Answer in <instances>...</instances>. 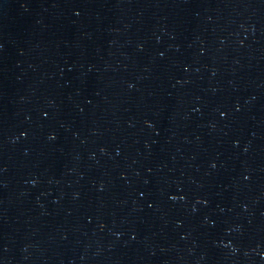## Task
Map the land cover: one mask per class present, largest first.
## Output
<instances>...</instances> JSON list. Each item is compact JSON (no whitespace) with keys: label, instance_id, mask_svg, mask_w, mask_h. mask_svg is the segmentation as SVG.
Here are the masks:
<instances>
[{"label":"water","instance_id":"water-1","mask_svg":"<svg viewBox=\"0 0 264 264\" xmlns=\"http://www.w3.org/2000/svg\"><path fill=\"white\" fill-rule=\"evenodd\" d=\"M0 264H264V0H0Z\"/></svg>","mask_w":264,"mask_h":264}]
</instances>
